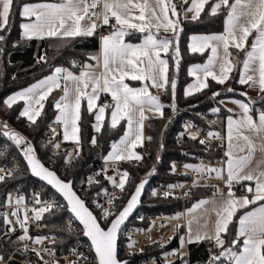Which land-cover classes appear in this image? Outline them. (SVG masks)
I'll return each mask as SVG.
<instances>
[{
    "label": "trees",
    "instance_id": "obj_1",
    "mask_svg": "<svg viewBox=\"0 0 264 264\" xmlns=\"http://www.w3.org/2000/svg\"><path fill=\"white\" fill-rule=\"evenodd\" d=\"M7 22L0 27V111L6 98L37 80L53 73L59 65L71 68L75 61L82 65L74 72H81L91 67L94 56L101 50L100 38L94 33L72 36L25 37L22 34L24 17L22 8L26 4L48 0H10ZM61 1V0H51ZM193 0H177L181 11L192 5ZM220 0H205L197 17L191 18L180 13L175 18L170 12L173 27H181L178 40L179 54L173 50L162 52L167 63V81L162 88L160 100L163 112L160 116H149L144 124V146L149 150L148 157L142 155V145L136 148L140 158L135 160V166L129 167L130 178L127 192L116 203V209L111 219L125 206L136 185L141 181L140 174L150 169L147 177L150 181L141 199L136 213L129 219L120 232L118 253L120 259H127V264H138L154 260L155 264H232L233 257H220L221 250L231 249L233 254L241 250L243 237L238 236V225L241 215L264 202H252L237 209L228 223L227 229L221 233L222 244L209 248L204 240L191 242L187 245V254L172 258L180 248L183 229L176 230L168 239H153L152 231L162 221L169 222L184 208L190 207L199 197L221 194V168L223 147L214 140L208 146V137H219L218 127L224 130L226 117L231 113L222 104L224 98L232 97L247 99L244 91L247 83L241 82L240 75L244 59L251 47L250 35L242 48L230 50L232 68L224 82L208 77L206 85L193 93L185 92L186 86L192 81L189 68L192 64L204 63L209 57V50L194 52L190 49V38L193 34H211L225 31L226 19L237 0L223 1L219 10L213 6ZM175 23V24H174ZM172 27V28H173ZM171 28V29H172ZM171 31L160 30L159 36L169 35ZM144 31L131 28L125 33V41L136 43L144 38ZM91 62V64H89ZM132 86H141V80L126 79ZM57 91L43 101L39 116L31 121L22 114L23 102L18 101L6 112L2 113L4 121L31 137V144L22 146L21 135L7 138L0 132V259L8 260V264H45L48 255L35 246L43 245L46 250L56 255L69 254L74 246L85 241L83 229L78 222V230H72L66 220L75 219L64 199L49 185L36 179L31 174L26 163L23 150L33 152L49 168L57 172L65 180H73L76 191L91 205L99 192L112 183L111 173L102 175L98 180L84 185L101 170V159L106 158L114 143L125 133L126 121L111 123V107L106 108L105 118L99 128L95 126V111L91 110L85 97L82 99L78 121L80 141L73 151L72 143L57 150L56 139L45 142L46 135L51 131L50 124L55 122L57 115ZM101 102V99H100ZM248 112L253 117L264 113V84L258 95L250 101ZM211 120V123L208 121ZM189 124V126L187 125ZM189 128L191 130H189ZM96 136V143L93 137ZM71 163L66 167L70 156ZM55 153V155H53ZM15 162L18 166H15ZM146 178V177H145ZM248 183L247 181H244ZM36 185H44L40 197L53 195L62 200L61 207L45 209L32 208L36 225L14 227L6 214V206L11 203L21 205L29 203ZM156 185L165 188L184 186L186 197L182 199L175 192L163 191L157 194L151 189ZM248 190L243 192L239 187L236 194L253 192V185L248 183ZM40 214H36L39 211ZM22 217L25 208L21 207ZM111 221V220H110ZM18 224L19 221H17ZM107 227L110 222L100 221ZM126 230H131L126 234ZM149 232V238L143 239L141 234ZM161 240L163 244L161 245ZM26 244L24 248L21 245ZM128 248L127 251L125 249ZM11 253L13 256L11 257ZM219 257V259H218ZM59 259V258H57ZM56 260V259H55ZM24 261V262H22ZM72 264H77L73 260ZM56 264V263H54Z\"/></svg>",
    "mask_w": 264,
    "mask_h": 264
},
{
    "label": "crops",
    "instance_id": "obj_2",
    "mask_svg": "<svg viewBox=\"0 0 264 264\" xmlns=\"http://www.w3.org/2000/svg\"><path fill=\"white\" fill-rule=\"evenodd\" d=\"M91 1L94 0H48L26 4L22 8L25 19L22 34L28 38L92 34L94 26L88 13ZM204 1L196 0L195 5L192 1L194 8L186 9L184 16H198ZM223 1L227 0L215 4L216 10L221 8ZM10 2L0 0V27L6 24ZM103 3L104 13L117 17L120 32L110 39L101 40L100 66L84 68L79 73L63 65L56 66L53 73L10 94L5 103L11 106L22 101V114L34 121L41 112L44 99L62 82L63 92L56 97L58 112L55 123L60 127V140L64 144L72 143L74 148L80 141L78 121L82 91L86 87L90 89L87 104L95 111V119L101 120L107 111L100 99L104 94L110 95L114 98L111 123L116 125L125 119L126 130L114 143L106 160L135 161L140 158L136 148L144 145L145 120L155 115L158 107L155 99L145 98L142 86H132L125 80L146 77L155 95V87L159 91L166 84L167 63L162 56L163 46L154 37L148 35L139 42L130 43L125 41V33L131 28L140 30L147 26L148 31L154 33L169 30L173 24L166 0H103ZM250 34H253V39L240 79L259 91L264 84V0H237L226 19L224 32L191 36V51L208 49L209 57L204 63L190 66L192 81L185 92L190 94L202 89L208 77L224 82L232 68L229 48H242ZM143 54L145 61L141 58ZM120 76L125 77L124 81L118 78ZM240 108H226L231 113L224 124L225 143L219 164L221 180L226 176L238 182L247 181L253 185V192L251 195L236 194L229 188H223L220 181L221 192L224 193L201 196L190 207L177 213L170 223L175 226V231L182 227L180 247L183 249L191 242L206 239H211L213 245L219 247L213 239L226 231L237 209L264 199V113L255 118L249 109ZM93 141H96V136ZM171 235L159 239H168ZM238 236L243 237V244L239 252L231 255L232 264H264V202L241 215Z\"/></svg>",
    "mask_w": 264,
    "mask_h": 264
},
{
    "label": "built area",
    "instance_id": "obj_3",
    "mask_svg": "<svg viewBox=\"0 0 264 264\" xmlns=\"http://www.w3.org/2000/svg\"><path fill=\"white\" fill-rule=\"evenodd\" d=\"M88 13H89V19L91 23L94 26V35L98 36L101 40L104 39H110L114 35L120 32V28L118 25V19L113 14H105L104 13V3L103 0H94L91 1L88 5ZM82 64L77 60L75 61L71 67V69L76 70L77 68H81ZM101 104L105 106L106 108L111 107L114 104V98L110 95H102L101 97ZM211 123V120H208ZM189 126V124L187 123ZM51 131L46 135L45 142L51 141L53 139H56L58 144L56 146L57 150L64 147L65 144L60 140V127L55 122L50 124ZM220 131L219 137H208V146L211 147V144L214 140H217L222 147L224 148L225 143V132L222 127H218ZM189 130H191L189 128ZM0 132H3L7 138H10L12 135H21L24 138L27 139L28 143L31 144V137L27 136L25 133L20 131L19 129L12 127L8 125L4 119L1 117L0 119ZM93 143L95 144L96 141ZM142 155L144 157H148L149 150L143 145L142 146ZM73 148V147H72ZM74 150V148H73ZM55 155V153L53 154ZM74 152H72L69 161L66 163V167L70 165L71 158L73 157ZM101 170L98 174L93 175L88 180L83 181L84 185H88L93 180H98L103 174L107 175L109 172L112 174V183L109 187L105 188L101 192L98 193L96 198H94L91 201L90 208L92 211L96 214L99 221L103 222H110L112 215L115 212L116 209V203L120 200V198L127 192V184L128 180L130 178V174L128 172L129 167H134L135 162L134 161H127V160H114V161H108L106 158L101 159ZM152 166L151 168L153 167ZM15 166H18V163L15 162ZM150 168V169H151ZM150 169H148L146 172L141 173L140 177L141 180L147 177ZM3 174V170H0V175ZM223 188H229L233 191V193H236V191L239 189V187L243 190V192L248 190V183L246 182H238L236 180L230 179L226 176H224L221 180ZM44 189V185H36L33 190V196L29 203L21 204V205H15L11 203L10 205L6 206V214L10 218L11 225L14 227H23L28 225H36V219L33 216L32 208H38L43 207L45 209H56L58 210L62 205V200L60 197L53 196V195H46L44 198L40 197V193H42ZM152 193L157 194L159 192L163 191H169V192H175L177 195H179L182 199L186 197V193L184 192V186H180L178 188H165L162 185H156L151 189ZM213 193L214 190L212 191ZM224 193V191H222ZM25 208V217L23 218L20 212V208ZM20 224H18V222ZM68 225L72 230H78V225L76 219L68 218L66 220ZM131 230H126V234H129ZM141 237L143 239L149 238V232L141 234ZM169 240V238H168ZM161 245L163 244V240L160 242ZM205 244L209 246V248H212V241L211 239H206ZM26 244L21 245L22 248H24ZM38 250L41 252H44L48 255L47 261L45 264H54L55 259L57 258H63L66 259V262L64 264H72L70 261L73 260L77 264H96V256L93 251V248L91 244L89 245L85 241L78 242L72 251L69 254L65 255H56L53 252L46 250L43 245L35 246ZM128 248L125 249L127 251ZM182 253L187 254V248L180 247L174 254L172 258L181 257ZM13 256V253H11V257ZM24 262V261H22ZM0 264H8V260H1ZM138 264H155L154 260H151L150 262H144V263H138ZM186 264H188V261L186 260Z\"/></svg>",
    "mask_w": 264,
    "mask_h": 264
},
{
    "label": "water",
    "instance_id": "obj_4",
    "mask_svg": "<svg viewBox=\"0 0 264 264\" xmlns=\"http://www.w3.org/2000/svg\"><path fill=\"white\" fill-rule=\"evenodd\" d=\"M23 152L33 177L53 188L67 203L69 211L83 229L82 236L93 248L97 259L96 264H127L128 260L120 259L118 253L120 232L140 206L150 177L142 179L136 185L125 206L113 217L107 227H104L87 202L76 191L72 179H63L57 172L46 166L35 153H27V149Z\"/></svg>",
    "mask_w": 264,
    "mask_h": 264
},
{
    "label": "rangeland",
    "instance_id": "obj_5",
    "mask_svg": "<svg viewBox=\"0 0 264 264\" xmlns=\"http://www.w3.org/2000/svg\"><path fill=\"white\" fill-rule=\"evenodd\" d=\"M193 2H194V5L197 4L196 0H193ZM215 4L213 6L214 10H216ZM166 5H167V10H168L169 14H170V12H172L175 18H178L180 13L186 14L185 13L186 11H184V10L180 12L181 8L179 7L177 0H166ZM194 5L193 6L190 5L189 8L191 6L192 7L190 9L194 8ZM7 17H6V20H7ZM187 17H188V15H187ZM195 17H197V15H195ZM195 17H193V18H195ZM140 30L145 32L144 37H148V35H149L151 37H154L156 40H158L163 46V52H166V51H169V50H173L174 51V55L176 56V59H177V54H179L178 40H179V36H180V32H181V27H179L177 29L174 26L172 29L165 30V31H171V33L169 35L163 34L161 36L158 35L160 30H157L156 32L153 33L151 30L148 31V26L146 28H141ZM250 35H253V34H250ZM252 39H253V37H252ZM231 49H236V48L231 47ZM93 58H94L93 60H95V61L92 64L90 62L89 63V64H91L90 66H93V67L100 66L101 53H99L98 55L94 56ZM141 58L143 59V61H145V55L144 54L141 55ZM230 59H232L231 56H230ZM118 78H120L121 81H124V79H125L124 76H120ZM141 86H142V89H143V91L145 93V98L146 99H153V100L155 99V103L157 101L156 106L158 107V110L155 111L156 113L153 116L162 115L163 105H162V102L160 100V95H161L163 89H159V91H158V89H156V87H155V91L156 92H155V95H154L152 93V91H151L152 87L148 86V81H147L146 77L141 79ZM248 87H249V85H248ZM248 87L244 91V94L246 95L247 99H241V98L240 99H236V98L230 99L232 97H229L226 100H223V104L222 105L225 106L229 110H241L242 108H240V107H244L245 109H249L250 101L252 100L253 97L258 95V91H255L251 87H249V88ZM56 91H57V93H56L55 96H58L59 94H61L63 92V84H62V82H60V84L57 87ZM89 93H90V89L88 87H86L84 89V91H82L81 94H82L83 97L88 99ZM8 109H9V107L5 103L2 106L1 111H0V119L2 117V113L8 111ZM111 112H112V109L110 110V113ZM101 124H102V120L101 119H96L95 126L97 128H99L101 126ZM24 143L27 144L28 141L24 140L23 143H21L22 146H25ZM75 148H76V145H74V149ZM73 151H75V150H73ZM36 212H35V215L36 214L38 215V214H40L42 212V210L39 211L38 213H36ZM174 232H175V226L173 224H171L170 221L169 222L162 221V222H160L158 224V226L155 228V230L152 231V238L153 239H158L159 237H164L165 235L173 234ZM213 240L216 241L217 244H219L218 246L221 245L222 238H221L220 234H218L216 237H214ZM232 254H233V252H232L231 249H224V250H221V253L218 254V256L229 258V257H231ZM218 259H219V257H218ZM65 262H66V259H63V258H59V259L55 260L56 264H64Z\"/></svg>",
    "mask_w": 264,
    "mask_h": 264
}]
</instances>
